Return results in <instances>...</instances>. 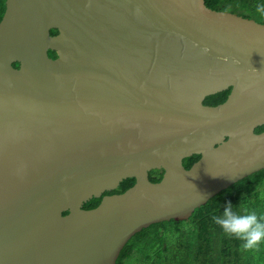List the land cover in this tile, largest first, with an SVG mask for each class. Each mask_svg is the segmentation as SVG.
<instances>
[{
  "label": "water",
  "instance_id": "water-1",
  "mask_svg": "<svg viewBox=\"0 0 264 264\" xmlns=\"http://www.w3.org/2000/svg\"><path fill=\"white\" fill-rule=\"evenodd\" d=\"M261 127L264 24L205 0H6L0 264H116L264 170Z\"/></svg>",
  "mask_w": 264,
  "mask_h": 264
},
{
  "label": "trees",
  "instance_id": "trees-1",
  "mask_svg": "<svg viewBox=\"0 0 264 264\" xmlns=\"http://www.w3.org/2000/svg\"><path fill=\"white\" fill-rule=\"evenodd\" d=\"M206 6L215 11L237 14L264 24V14L258 8L264 0H205ZM6 10V0H0V22ZM52 35L57 31L53 30ZM53 59L57 57L49 52ZM16 68L19 64L14 65ZM230 90L207 98L204 104L217 106L224 103ZM264 127L256 129L262 133ZM200 156L194 155L183 161L190 169ZM163 171L149 173L150 181L158 183ZM135 179L124 180L118 189L106 195L122 194L135 184ZM231 201L241 211H254L264 217V170L257 172L227 190L222 191L208 203L195 210L187 221L163 222L154 224L136 234L122 250L116 264H264V244L246 249L238 239L225 234L213 221L219 215L225 202ZM101 199H92L84 205L91 210L100 204ZM67 213H65L66 215Z\"/></svg>",
  "mask_w": 264,
  "mask_h": 264
},
{
  "label": "clouds",
  "instance_id": "clouds-1",
  "mask_svg": "<svg viewBox=\"0 0 264 264\" xmlns=\"http://www.w3.org/2000/svg\"><path fill=\"white\" fill-rule=\"evenodd\" d=\"M258 11L264 14V6ZM213 221L225 234L241 241L246 249L264 244V217L254 211H241L238 206L227 201L222 212L213 216Z\"/></svg>",
  "mask_w": 264,
  "mask_h": 264
},
{
  "label": "rangeland",
  "instance_id": "rangeland-1",
  "mask_svg": "<svg viewBox=\"0 0 264 264\" xmlns=\"http://www.w3.org/2000/svg\"><path fill=\"white\" fill-rule=\"evenodd\" d=\"M127 264H133V263H130V262H129V263H127Z\"/></svg>",
  "mask_w": 264,
  "mask_h": 264
}]
</instances>
